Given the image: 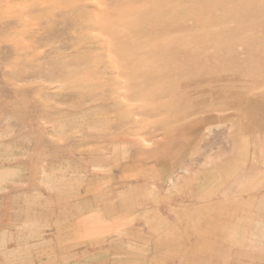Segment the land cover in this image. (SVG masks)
Segmentation results:
<instances>
[{
  "label": "rangeland",
  "instance_id": "obj_1",
  "mask_svg": "<svg viewBox=\"0 0 264 264\" xmlns=\"http://www.w3.org/2000/svg\"><path fill=\"white\" fill-rule=\"evenodd\" d=\"M0 264H264V0H0Z\"/></svg>",
  "mask_w": 264,
  "mask_h": 264
},
{
  "label": "bare ground",
  "instance_id": "obj_2",
  "mask_svg": "<svg viewBox=\"0 0 264 264\" xmlns=\"http://www.w3.org/2000/svg\"><path fill=\"white\" fill-rule=\"evenodd\" d=\"M203 198H205V196ZM205 202L208 203V201H205ZM203 222H205V224H206V218H204V221Z\"/></svg>",
  "mask_w": 264,
  "mask_h": 264
}]
</instances>
